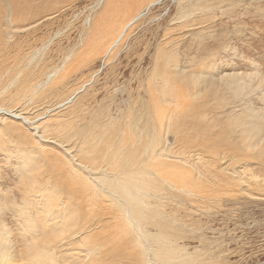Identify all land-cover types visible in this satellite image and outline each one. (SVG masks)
Wrapping results in <instances>:
<instances>
[{
  "label": "bare ground",
  "instance_id": "bare-ground-1",
  "mask_svg": "<svg viewBox=\"0 0 264 264\" xmlns=\"http://www.w3.org/2000/svg\"><path fill=\"white\" fill-rule=\"evenodd\" d=\"M63 1L0 0V73L11 59L10 49L19 53L27 44L22 38L12 40L11 32L32 30L50 20L58 11L52 9ZM158 1L103 0L93 19L88 18L89 26L84 23L87 27L81 41L63 53L64 62L55 70H48L46 79L52 77L43 83L46 86L38 92L37 103L31 99L28 103L32 104L22 103L21 113L6 107L13 96H0V150L12 151L17 171H0V195L18 197V204L24 206L8 213L16 219L11 220L13 228L0 220V229L6 230L0 231V264H22L19 260L29 264H222L221 239L203 238L199 233L195 240L191 235L199 216L229 203L264 200V77L258 68L256 83L246 82L239 71L229 73V82L217 83L216 61L208 58L210 53L207 57L197 53V66L177 70L178 53L172 45L168 48L174 40L171 17V25L167 23L155 35L153 47L144 44L146 63L129 70L125 106L109 103L112 88L119 84L117 77L125 79L116 71L119 61L114 59L121 51L125 57H135L129 40L134 36L138 42L135 33L142 23L137 20L145 19V11ZM224 44L217 46L223 50ZM137 57L139 64L141 56ZM257 63L253 60L249 65L256 68ZM100 68L104 70L101 74ZM21 70L23 76L19 70L10 78H20L19 86L15 85L25 99V93L33 91L38 82ZM91 77L94 82H87ZM6 80L5 86L9 84ZM8 89L14 91L7 86L4 93ZM245 95L252 99L247 104L242 100ZM44 103L46 114L35 119ZM110 104L118 107L113 110ZM8 116L26 123L33 116L30 124L38 139L18 126L13 125L17 131H11L3 124ZM107 174L113 177L105 181ZM8 177L16 179L14 193L7 188ZM4 215L0 211V218Z\"/></svg>",
  "mask_w": 264,
  "mask_h": 264
},
{
  "label": "rangeland",
  "instance_id": "rangeland-1",
  "mask_svg": "<svg viewBox=\"0 0 264 264\" xmlns=\"http://www.w3.org/2000/svg\"><path fill=\"white\" fill-rule=\"evenodd\" d=\"M65 1L59 3L62 6L59 5L57 8H55L56 7L55 6L54 7L55 9L54 8L52 9L53 11H56L58 9V11L55 12L54 16L52 18H50V20H47L43 23L41 22L39 25L35 26L32 30L30 28L29 30H23L21 32L20 31L19 32H14V31L11 32L12 33V40H13V38L14 39H16V38L21 39L22 38V39H25L27 41H29V40L30 41L29 42L26 41V43H27L25 45L26 47L23 46V49L21 50L22 53L25 52L26 54L25 53L21 54V52L16 53L14 50H12V48L10 49L9 59L10 58H11L10 60L13 59L12 60L13 63H11L10 60H7L6 61L7 66L4 67V68H6V70H7L8 66L11 67L10 69L8 68V71L10 73H8L5 69H4V71H2L0 73V76L3 77V79H1L2 77L0 78L1 80H3L0 82H2V84L4 82L3 85L0 84V92L2 91V88H3V91L0 93V96L1 97H9V96L14 97V99L11 100L12 103H9V102L6 103V107H8V109H10V110L15 109V111L18 110L19 112H21L20 105L22 103H28L30 101V99H31L32 103H37L38 92L41 91L42 89H44L46 86V84H43V83L45 82V80H47L46 82H48L50 80V78L52 77V76H50L49 78L46 79L47 74H48V70L49 69L50 70L52 69L51 71L55 70V68L57 66H59L61 64V62H64L63 61L64 60V57H63L64 54L63 53L66 54V51L69 50V47L71 48L72 46H74L75 44H78V42L81 41L80 39L82 36V31H84L86 29V27L89 26L88 22H91V19H93V16L95 15V13L100 9L98 7L101 6L103 0H101L99 4H97V0H94L96 3L93 0H71V1L65 0ZM89 1L91 2V4L89 3ZM194 2H196V3H194ZM198 2H200V3L197 4V0L196 1L195 0H183V1L182 0H159L158 4L156 3V5H154L152 8L147 9L145 11V13L143 15V17H145V19H143L142 21L137 20V22H139L140 24L142 23V25H140V27L137 28L138 31L136 32V30H135V32H136L135 36L137 38L139 37L138 42L133 41L134 36L131 37L129 40V43H133V47L135 49V51H134L135 55L134 54L133 55L135 57L132 58L131 56H129L131 59L129 57H125L123 51L118 52V54H117L118 56L116 55L117 57L115 56L116 58L114 59V62L119 61V64L116 68V71L121 72V74L125 76V79L123 80V78L121 76L117 77V79H118L117 82H119L120 85L117 84L119 87L117 85H114V87L112 88L113 90L112 91L110 90L111 95H112V96H110V98L111 97L112 98L108 99L109 103H111L110 101L118 103L119 105L118 104L117 105L120 108L123 105L125 106V103H126L125 89L129 86L128 83L130 82V79L127 78V77H129L128 72H130L132 69L136 71L138 69L139 65H144L146 63L148 53H145L144 50L142 49L144 47V44L149 43V45H150L149 49H151L156 42L155 41V35L158 36L161 33L163 28H165L169 24L168 20L171 17L175 20V21L173 20L174 23L172 22L173 25H177V26L172 25V27L175 28V29L173 28V31L171 30V34L174 36L173 37L174 40L172 41V43L170 45H168L169 46L168 48L170 49V47L172 45L171 49L172 48H174L172 50L176 49L177 52L176 51H174V52L178 53L177 54V57H178L177 58V66H176L177 70L178 69H179V71L184 70V69H187V71L189 69L191 70L192 67H195L198 64L197 59H198L199 53L203 57L204 56L207 57L208 53H210L211 55H209L208 58L215 60L216 61L215 63L217 65V66L215 65V68H214L215 70H213V72L215 71L214 72L215 76L219 77L216 80L217 83L218 82L223 83V82H225V80L227 82H229L231 79V78H229L231 76L229 73L233 74V72H237V71H239L238 73L241 72L240 73L241 77H242V79L246 80V82L256 83L259 81L260 78H258V77L256 78L257 73H254V72H257V70H259L258 73L260 74V77H264V0H198ZM183 4H185V5L183 6ZM167 5H168V7H167ZM91 7H93V8H91ZM94 7L98 8V9H95ZM180 7L181 8L183 7V8L181 9ZM191 7H193L194 9L192 8L193 10L191 9V11H190ZM68 8H70V9H68ZM89 8H90V10H89ZM62 9H63V11H62ZM93 9H94V11L92 12ZM167 9H168V11H167ZM89 11H91V13ZM175 11H178V12H175ZM87 12H89V13H87ZM88 14H89V16L91 15V17H88ZM147 15L149 17H146ZM179 15H180V17H179ZM182 15H183V17H182ZM174 16H176V17H174ZM177 16H178V18H177ZM86 18L87 19L91 18V19L86 20ZM84 23L85 24L87 23L86 24L87 26L84 25ZM41 24H42V27H38V26H41ZM76 25H77V27H76ZM169 25H171V24H169ZM63 26H64V28H63ZM82 26H83V28H82ZM158 27H160V28L157 29ZM38 28H40V30ZM43 30H44V32H43ZM29 31L31 33H34V31H35V34L37 33L38 35L37 34L36 35L31 34ZM59 31H61V32L59 33ZM15 33H16V35H15ZM78 33H80L79 34L80 37L78 36ZM17 34H19V35H17ZM22 34L24 37L22 36ZM32 35L33 36L35 35V38H33ZM59 35H60V37H59ZM16 36H18V37H16ZM27 36H29V38ZM76 36H78V37H76ZM62 37H64V38L66 37V38L64 39ZM41 38H42V40H41ZM77 38H79V39L77 40ZM47 40L50 43H48ZM42 41H44V44L42 43ZM45 41L48 43V45ZM76 41H77V43H76ZM206 42H207V44H206ZM225 42H226V44H224L225 50L224 49L221 50L217 45L223 44ZM29 43H30V45H28ZM32 44L34 45V47ZM40 44H42L43 46ZM56 44L59 45L58 48H57ZM175 44H176V46H175ZM55 45H56V47H55ZM206 45H209L211 47L209 48V46H206ZM45 46L47 49L44 48ZM186 46L188 47V51H187ZM190 46H192V47H190ZM197 46H199V50H201V51L196 49ZM9 47H11V46H9ZM29 47H31L30 50H29ZM37 47L38 48L41 47L43 49L40 50V48H39L37 51ZM32 48H35L33 50L38 52L39 54L38 53L35 54V52L32 50ZM53 48H56V49H53ZM45 49H46V51H45L46 54L43 51ZM208 49H212V50H208ZM232 49H233V51H232ZM39 50L41 51V53L43 51L44 54H41L39 52ZM140 50H141V52H139ZM195 50H197V51H195ZM11 51H12V53H10ZM26 51H29V52H26ZM53 51H57L58 53L53 52ZM190 51H192V52H190ZM61 53H62V56H61ZM217 53L219 54V56ZM15 54L18 56V58H16L17 56ZM32 54L34 56L37 55L36 57L38 59L35 57H32ZM190 54L192 56H190ZM214 54H216V55H214ZM23 55L26 57H24ZM137 55L141 56L140 57L141 62L139 61V64L136 63V60L138 58ZM200 55H199V57H200ZM19 56L20 57L22 56V58L24 57V59L20 58ZM15 58H16V60H15ZM17 59L20 60L19 61L20 64H19ZM249 59L251 60V62L254 60L256 62H259L260 64L257 63L258 65L256 64V66H255L256 68H252L251 65H249V63L251 64V62H248V61H250ZM189 60L191 62L190 65L187 64L189 62ZM192 61L193 62L196 61L197 63L196 62L193 63ZM37 62H39V63L36 64ZM41 62H43V63H41ZM27 63H28V65H27ZM35 64L37 65V67ZM33 66H35L34 70H33ZM50 66H52V67H50ZM247 66H249V67H247ZM257 66H260V67H257ZM48 67H50V68H48ZM100 67H102V66H100ZM14 68H15V70H14ZM17 68L20 70V73H22L21 69H24V71H23L24 73H31L33 76V82H38V84L36 86L39 85L38 87L35 86L33 88V91L31 90L30 92L25 93V94H28L27 97H25V99H24V94H21L19 89H18L19 87H17V86H19V84L17 82L19 81L18 79H20V78L17 77L13 80L11 79L12 77L10 74L13 73V71L19 72V70ZM250 68H251V70H250ZM260 68H261V71H260ZM103 69H105V67H103ZM103 69L100 68L99 69L100 71H98V73H100V72L102 73L104 71ZM50 70H49V72H51ZM183 72L185 73V71H183ZM20 73H19L20 77L24 75L23 73H22V75H20ZM223 73H227V74H225V78L227 77V79L223 78L224 77V75H222ZM242 75L244 76V78ZM4 76H6V77H4ZM92 77H93V79L95 78L94 76H92ZM92 77L88 78L87 82L91 83L92 81H90V80H93ZM5 78H7L6 82L7 83L9 82V84H7V86H9V88H12L14 90V91H12L10 89L12 94L10 93L9 89H8L9 92L4 93V91L7 88V86H5L6 85ZM222 78H223V80H222ZM228 78H229V80H228ZM250 78L253 80H251ZM127 79H129V80L126 81ZM218 79L220 81H218ZM93 82H94V80H93ZM122 82L125 85L121 84ZM261 82H264V78ZM15 83H17L18 85L16 84L17 85L16 86ZM254 83H252V84L254 85ZM252 86H251V88H252ZM4 87H6V88H4ZM15 89H16V93H14ZM121 90H122V92H121ZM117 92H118V94L116 96ZM120 93L122 96L119 95ZM18 95H19V97L21 95L23 97L21 96L20 98H18ZM116 98H118V99H116ZM18 99H19V101H18ZM242 100L244 101L243 103H245V101H246V104H247L252 99H251V96L249 97L248 95L247 96L245 95V98L242 97ZM14 101H15V104H13ZM116 101H118V102H116ZM30 103H28V104H30ZM111 104H114V103H111ZM246 104H243L242 106L244 107V105L246 106ZM111 106H112L111 107L112 109L114 107H118V106H116V104L111 105ZM13 107H15V108H13ZM45 108H46V103L43 104V110L39 111L37 113V115L35 114L36 115L35 119H40L42 115L44 116L46 114L44 111ZM114 109H116V108H114ZM9 117L10 116H8L4 119L3 124L7 125L11 131H14V130L17 131V127H14V126H18L22 131H25L28 134L31 133V136H33L35 139H38V135H39L38 132L34 131L32 129L31 124H30V122L35 120V119H31V118H34L33 116H30L31 121L29 119L27 121V123L24 122L22 119H14L12 117H10V118ZM12 122H13V124H12ZM167 139L170 140L171 137L168 135ZM3 152H5L4 154H7L10 157L4 155ZM10 152H12V151H9V153H8L5 150H2V149L0 150V164H1L0 165L1 166L0 171H7L8 173L13 172V171L17 172L14 169L15 164H16L15 157ZM12 157L14 158L13 159L14 161L12 160ZM10 158H11V161H10ZM2 163L4 164V166ZM5 165H7V166H5ZM11 165L13 166V168ZM5 167H7V168H5ZM102 168H104L103 165H102ZM4 169H6V170H4ZM100 170L104 171L103 169H100ZM111 177H113V176L107 174V178L103 179V180L107 181ZM7 182H10V184L7 185V188H11L12 193H14L15 184L17 183L16 179H14V177H8ZM1 188H2L1 190H3V187H1ZM7 188H4V190ZM6 195H8V196L6 197ZM1 196L4 198V200H3V198H1ZM15 198H14L15 199L14 200L13 195L6 194V193H1V195H0V201L3 202V201H6L8 199V201L3 202L0 205V211H3L5 214L4 218L3 219L0 218V220H5L6 223L8 222V224L11 228H13V226H14L13 223L15 222L14 220H16V219L14 218V220H12L13 216L8 215V213H10L11 210H15V209H19L21 207H24L21 204H18L19 198L18 197H15ZM34 199L35 198H33V197L29 198V200H34ZM199 217L202 220L205 219L202 222L201 219L199 218V220H200L199 222L200 223L205 222V223L200 224L198 222V224L195 226L196 227L195 231H193L194 234H191V235L194 238H195V236H200V234L203 238H210V236H211L212 237L211 239L216 240V241L221 239V240H219L220 242L218 241L219 242V245H218L219 248L218 247L217 248H218V253L220 254V252H221V255H222L221 257L224 260L222 262V264H227V263L228 264H264V200H262L261 202L250 200V201H243L240 203H238V202L237 203H229V204L225 205L222 209H219V210L214 209L213 211H209L208 213H202ZM5 218H7L8 221ZM11 220L14 222H12ZM16 230H17V228H16ZM206 231H207V233H206ZM14 232L12 234H15ZM195 232L198 234L195 235ZM56 239H59V237L57 236ZM195 240H196V238H195ZM57 242H59V241L58 240L54 241L55 244H57ZM51 245H53V243ZM53 247H54V245H53ZM249 250H250V253H249ZM19 262L22 264H29L28 261L19 260ZM149 262H150L149 264H153L151 261H149ZM176 263L172 262V264H176ZM44 264H47V263L45 262Z\"/></svg>",
  "mask_w": 264,
  "mask_h": 264
},
{
  "label": "snow or ice",
  "instance_id": "snow-or-ice-1",
  "mask_svg": "<svg viewBox=\"0 0 264 264\" xmlns=\"http://www.w3.org/2000/svg\"><path fill=\"white\" fill-rule=\"evenodd\" d=\"M0 231H6L5 229H0Z\"/></svg>",
  "mask_w": 264,
  "mask_h": 264
}]
</instances>
